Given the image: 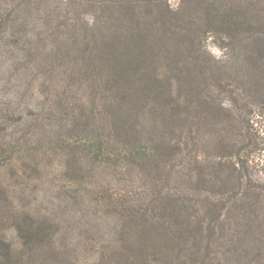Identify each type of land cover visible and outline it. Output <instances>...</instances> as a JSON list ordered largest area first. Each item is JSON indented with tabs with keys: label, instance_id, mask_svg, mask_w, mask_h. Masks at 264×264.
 <instances>
[{
	"label": "rangeland",
	"instance_id": "rangeland-1",
	"mask_svg": "<svg viewBox=\"0 0 264 264\" xmlns=\"http://www.w3.org/2000/svg\"><path fill=\"white\" fill-rule=\"evenodd\" d=\"M0 9L14 24L11 46L0 52V213L10 221L20 211L53 233L34 264H140L135 246L147 241L137 221L109 212L102 189L154 211L153 199L183 185L176 170L158 184L148 165L100 163L86 144L97 134L122 145L131 132L169 160L178 137L192 139L191 148L198 137L201 152L199 135H215L223 107L250 123L236 147L250 145L253 183L264 182V18L243 40L220 21L226 9L189 0H0ZM74 29L77 39H67ZM189 113L206 126L190 131ZM199 213L208 223L211 214ZM184 231L189 246L201 247L197 264H264L263 242L251 246L215 223L199 238ZM8 233L16 248V233ZM125 246L131 252H114Z\"/></svg>",
	"mask_w": 264,
	"mask_h": 264
},
{
	"label": "trees",
	"instance_id": "trees-1",
	"mask_svg": "<svg viewBox=\"0 0 264 264\" xmlns=\"http://www.w3.org/2000/svg\"><path fill=\"white\" fill-rule=\"evenodd\" d=\"M189 3L193 6H204L206 9H226V12L219 17L220 21L222 23L229 21L230 29L243 40L248 38V34L250 38L253 36L249 30L255 29L253 26L264 18V0H189ZM11 15V12L4 14L0 9V52L11 46L12 40L8 39L9 30L14 27V24H10ZM207 16L211 21L216 20L217 17L212 12ZM76 32L75 29L72 33L68 32L66 38L76 40L78 36ZM221 109V113L213 121L216 127L215 135L210 137L212 134L210 133L208 137V132L204 133L206 137L199 135L205 142L201 152L195 150L198 137L191 148L189 144L192 139L188 137L183 139L182 136L177 138L179 142L176 144H169L168 152L171 155L169 160L161 154L150 153L152 151L148 145L131 132L124 134L126 140L122 145L118 142L119 138H115L113 134L107 136L97 134L88 138L86 143L88 150L97 160H102L100 163H107L114 168L121 164L144 167L148 165L153 170L151 172L148 169V173L154 174L153 177L156 176L155 180L158 184L161 183L160 176L166 180L167 176H164V172L170 169L176 170L183 184L178 185L179 187L176 185L169 187L170 192L164 197L153 199L154 211L131 204L127 206L126 201L122 202L123 199L115 201L116 195L109 193L111 190L109 187L102 189L104 196L108 197L113 207L109 208V212L120 214L126 221H129L128 219L137 221L135 226L139 231V239L142 244L147 241L146 246H135V249H138L136 254L137 257L139 256L140 264H150L148 252L153 256V264H197L201 247L189 246L192 240L188 235L184 236V230H190L195 238H199L205 223L209 227L212 223L217 224L221 232L228 228L235 232L237 237L242 236L241 239H246L244 241L251 246L257 242V244L264 243V182L253 183L254 160L246 157L253 150L248 144L245 147L246 151L241 152L236 147L237 140H235L240 132L251 126L244 117H236L225 108L221 107ZM174 113L178 115V112ZM185 119L187 124L190 122V131L199 130V127L206 126L207 122L197 119V116L192 118L191 113L186 115ZM180 127L183 128L181 125ZM208 138H215L218 142L216 149L208 148ZM122 152L126 154L121 156ZM180 154L183 155L182 159L177 161L175 158ZM170 161L172 164L168 165ZM189 190H194L199 195L204 194L206 197L204 200H199L194 196H186ZM196 205L200 207L196 208ZM200 211L205 212V215L211 214L208 223L207 220L205 222L202 220L204 215H201ZM13 212L14 218L10 221L5 219V213H0V264H34L37 261L38 250L45 241L52 239L53 233L46 231V226L28 224L27 214L23 218L20 211ZM9 230L16 233L18 239L16 248L13 242H8L6 239ZM114 252L126 255L131 252V248L125 246L123 251ZM239 256L241 254H238ZM127 257L129 258L128 255ZM254 257L261 259L258 258L261 256L257 253ZM132 264H136V261L134 260Z\"/></svg>",
	"mask_w": 264,
	"mask_h": 264
}]
</instances>
